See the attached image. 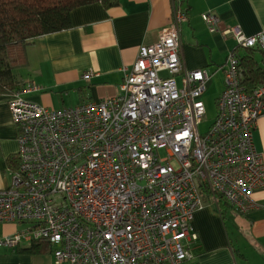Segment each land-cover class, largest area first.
<instances>
[{
    "label": "built area",
    "instance_id": "2783aa9c",
    "mask_svg": "<svg viewBox=\"0 0 264 264\" xmlns=\"http://www.w3.org/2000/svg\"><path fill=\"white\" fill-rule=\"evenodd\" d=\"M201 18L210 33L264 54L263 34L219 31L215 15ZM185 21L176 11L156 43L139 47L115 97L48 109L21 96L36 86L10 96L18 149L0 190V223L27 228L0 246L45 240L54 264H182L197 239L193 215L205 205L198 185L240 214L256 208L264 167L252 130L264 116V83L243 85L239 54L229 51L215 118L199 133L210 77L183 67Z\"/></svg>",
    "mask_w": 264,
    "mask_h": 264
},
{
    "label": "crops",
    "instance_id": "0c3cea01",
    "mask_svg": "<svg viewBox=\"0 0 264 264\" xmlns=\"http://www.w3.org/2000/svg\"><path fill=\"white\" fill-rule=\"evenodd\" d=\"M176 11L186 15L179 26L184 69H204L210 77L206 91L213 77L219 76L220 94L222 66L231 50L225 46L233 40L210 33L201 15H215L219 31L234 28L247 37L264 35V0H119L110 9L98 3L78 7L70 13V29L38 37L27 48V65L15 71L16 80L20 91L28 86L40 90L21 96L48 109L117 96L123 69H131L140 46L156 43ZM254 57L261 62L260 53ZM88 72L92 74L85 78ZM9 98L0 94V190L10 185L9 164L18 149V128L10 119ZM252 142L264 166V116L256 121ZM252 198L256 208L240 214L228 205L219 206L218 197L214 200L204 194L205 205L190 223L197 235L195 241L186 243L191 259L182 264H264V188ZM26 228L25 224L0 223V240ZM30 244L22 240L13 248L0 246V264H54L47 248L41 254L24 252Z\"/></svg>",
    "mask_w": 264,
    "mask_h": 264
},
{
    "label": "trees",
    "instance_id": "16d2710c",
    "mask_svg": "<svg viewBox=\"0 0 264 264\" xmlns=\"http://www.w3.org/2000/svg\"><path fill=\"white\" fill-rule=\"evenodd\" d=\"M119 0H0V94L13 95L20 90L15 71L26 67V50L38 37L65 31L71 28L70 13L72 10L100 4L106 9L118 5ZM238 52L239 48H234ZM239 54L242 71V84L255 88L264 83V54L258 48L244 49ZM255 53L261 54L259 63ZM39 88V87H38ZM40 90V88H39ZM10 169L16 166L10 162ZM220 200V201H219ZM219 206L227 205L218 199ZM44 248L49 253L54 248L45 240L32 241L23 251L27 254H41Z\"/></svg>",
    "mask_w": 264,
    "mask_h": 264
},
{
    "label": "rangeland",
    "instance_id": "374dc122",
    "mask_svg": "<svg viewBox=\"0 0 264 264\" xmlns=\"http://www.w3.org/2000/svg\"><path fill=\"white\" fill-rule=\"evenodd\" d=\"M236 46H237V44L235 43V41H231V43L226 42L225 47L229 50L230 49L232 50ZM229 50H227V51H229ZM238 53H244V49L240 48L238 50ZM218 78H219V76L213 77V81H214L213 85L209 87V89L206 91V93L201 98V101L203 103L204 110H205V114L203 116L202 122H200L198 124V131L201 134H204L209 130V128H210V126H211V124L215 118V115H216L215 100L219 95Z\"/></svg>",
    "mask_w": 264,
    "mask_h": 264
},
{
    "label": "bare ground",
    "instance_id": "6f19581e",
    "mask_svg": "<svg viewBox=\"0 0 264 264\" xmlns=\"http://www.w3.org/2000/svg\"><path fill=\"white\" fill-rule=\"evenodd\" d=\"M261 162H262V160H261ZM263 164V163H262ZM264 167V166H263ZM197 190H198V193L201 195V196H203L204 194H208L209 193V190L207 189V188H205V187H203V186H200V185H198L197 186ZM256 191V190H255ZM254 191V192H255ZM216 195H218L219 197H221V195H219V194H216Z\"/></svg>",
    "mask_w": 264,
    "mask_h": 264
}]
</instances>
